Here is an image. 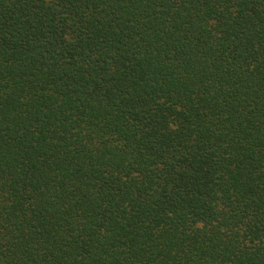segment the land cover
<instances>
[{
	"label": "trees",
	"instance_id": "trees-1",
	"mask_svg": "<svg viewBox=\"0 0 264 264\" xmlns=\"http://www.w3.org/2000/svg\"><path fill=\"white\" fill-rule=\"evenodd\" d=\"M0 264H264V0H0Z\"/></svg>",
	"mask_w": 264,
	"mask_h": 264
}]
</instances>
